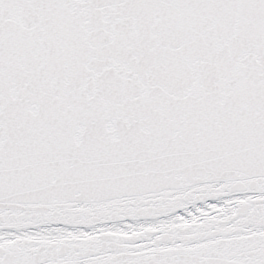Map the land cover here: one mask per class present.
I'll return each instance as SVG.
<instances>
[{
    "label": "snow or ice",
    "instance_id": "snow-or-ice-1",
    "mask_svg": "<svg viewBox=\"0 0 264 264\" xmlns=\"http://www.w3.org/2000/svg\"><path fill=\"white\" fill-rule=\"evenodd\" d=\"M0 264H264V0H0Z\"/></svg>",
    "mask_w": 264,
    "mask_h": 264
}]
</instances>
